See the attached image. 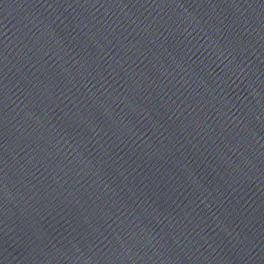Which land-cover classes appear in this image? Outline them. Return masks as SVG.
I'll use <instances>...</instances> for the list:
<instances>
[{
    "label": "water",
    "instance_id": "1",
    "mask_svg": "<svg viewBox=\"0 0 264 264\" xmlns=\"http://www.w3.org/2000/svg\"><path fill=\"white\" fill-rule=\"evenodd\" d=\"M0 264H264V0H0Z\"/></svg>",
    "mask_w": 264,
    "mask_h": 264
}]
</instances>
